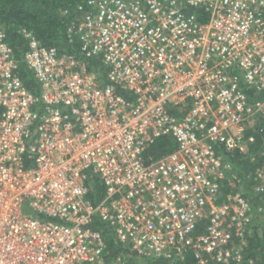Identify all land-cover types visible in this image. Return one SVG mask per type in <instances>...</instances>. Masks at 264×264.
<instances>
[{
  "label": "built area",
  "instance_id": "obj_1",
  "mask_svg": "<svg viewBox=\"0 0 264 264\" xmlns=\"http://www.w3.org/2000/svg\"><path fill=\"white\" fill-rule=\"evenodd\" d=\"M61 14L79 55L23 30L38 94L0 27V264H242L257 207L221 149L249 153L264 118V0H79ZM164 135L176 148L148 154ZM249 176L263 205L264 164Z\"/></svg>",
  "mask_w": 264,
  "mask_h": 264
},
{
  "label": "trees",
  "instance_id": "obj_2",
  "mask_svg": "<svg viewBox=\"0 0 264 264\" xmlns=\"http://www.w3.org/2000/svg\"><path fill=\"white\" fill-rule=\"evenodd\" d=\"M78 1L0 0V27L5 29L7 41L13 47L15 55L19 60V75L24 84L36 94L40 93V87L34 71L24 60L25 53L29 49V39L24 35L23 30L26 29L32 32L47 47L56 45L61 51L77 54L79 43H69L66 35V24L69 17L62 15L61 11ZM89 68L97 70L101 74L105 72L98 61H90ZM249 92L251 99L254 98L251 90ZM247 134L255 135V142L251 144L249 153L242 154L238 151L229 153L225 149L221 150L224 152V157L230 160L238 169L242 183L248 187H252L254 181L249 174L264 164V155L261 154L262 150H264V118H260L257 127H251L247 131ZM174 148H176V142L173 137L171 135H164L148 149V154H152L158 158L171 153ZM88 184L90 186V197L97 202L104 196V184L99 177L95 176L90 177ZM255 219L253 221L252 233L249 232L247 234L248 243L244 250L245 257L242 264H264V227L261 228L260 225H255ZM94 226L100 229L106 236L108 249L112 252H128V249L118 242L114 231L106 223L97 219ZM136 257L134 255L135 259ZM150 262L154 264H168V262L160 259H150ZM191 262L192 258L189 257L187 261H175L173 264H189Z\"/></svg>",
  "mask_w": 264,
  "mask_h": 264
},
{
  "label": "rangeland",
  "instance_id": "obj_3",
  "mask_svg": "<svg viewBox=\"0 0 264 264\" xmlns=\"http://www.w3.org/2000/svg\"><path fill=\"white\" fill-rule=\"evenodd\" d=\"M245 186V189L247 190V191H249L248 193H250L248 196L250 197V198H252V201L255 203V205H256V207H257V214H256V219H255V225L257 224V225H260L261 226V228L262 227H264V205H262L261 204V200L260 199H258L257 197H255L254 196V194H253V192H250L251 191V186L250 187H248V186H246V185H244ZM259 207H262L263 209H260L259 210ZM24 210L26 211V212H29V207L26 205L25 206V208H24ZM252 227H253V224H252ZM252 231H253V228L250 230V233H252ZM248 243V238L246 237V244ZM247 246V245H246ZM245 246V247H246ZM245 247H244V250H245ZM252 261V260H251Z\"/></svg>",
  "mask_w": 264,
  "mask_h": 264
}]
</instances>
